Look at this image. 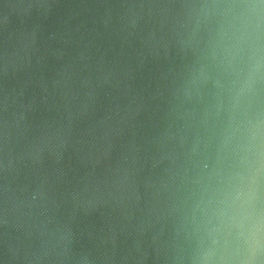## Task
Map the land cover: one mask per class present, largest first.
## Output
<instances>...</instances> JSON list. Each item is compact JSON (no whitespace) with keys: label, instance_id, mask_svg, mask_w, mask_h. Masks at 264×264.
<instances>
[{"label":"water","instance_id":"water-1","mask_svg":"<svg viewBox=\"0 0 264 264\" xmlns=\"http://www.w3.org/2000/svg\"><path fill=\"white\" fill-rule=\"evenodd\" d=\"M0 264H264V0H0Z\"/></svg>","mask_w":264,"mask_h":264}]
</instances>
